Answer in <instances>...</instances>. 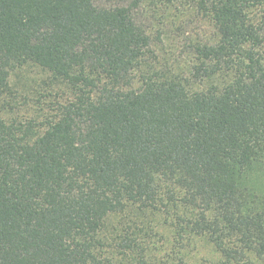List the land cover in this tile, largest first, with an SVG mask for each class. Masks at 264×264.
<instances>
[{"label":"trees","instance_id":"trees-1","mask_svg":"<svg viewBox=\"0 0 264 264\" xmlns=\"http://www.w3.org/2000/svg\"><path fill=\"white\" fill-rule=\"evenodd\" d=\"M0 264H264V0H0Z\"/></svg>","mask_w":264,"mask_h":264},{"label":"rangeland","instance_id":"rangeland-1","mask_svg":"<svg viewBox=\"0 0 264 264\" xmlns=\"http://www.w3.org/2000/svg\"><path fill=\"white\" fill-rule=\"evenodd\" d=\"M174 26V25H173ZM195 25H186L183 24V28L185 29L184 33H176L175 31L173 33L167 34V36H165V49L167 50L168 54H171L173 52H178L179 48L181 47V43L184 42L185 38H195L196 35L201 36L203 33V30H197L195 27ZM170 30V29H168ZM197 30V31H196ZM34 74H36V72H34ZM38 77H41L42 74H38ZM19 88V87H18ZM20 89V88H19ZM48 100V99H46ZM17 106L12 109L9 114L8 117H14L17 116L18 119L23 120L26 116H30V115H37L38 111L36 110L37 104L36 102L33 101H29V105L25 106L24 103L21 101V98H17Z\"/></svg>","mask_w":264,"mask_h":264}]
</instances>
